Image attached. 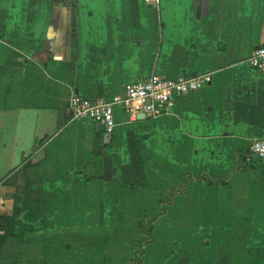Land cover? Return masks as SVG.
I'll return each mask as SVG.
<instances>
[{
	"label": "crops",
	"instance_id": "crops-1",
	"mask_svg": "<svg viewBox=\"0 0 264 264\" xmlns=\"http://www.w3.org/2000/svg\"><path fill=\"white\" fill-rule=\"evenodd\" d=\"M262 44L264 0H0V264H264ZM207 73L111 136L67 110Z\"/></svg>",
	"mask_w": 264,
	"mask_h": 264
},
{
	"label": "built area",
	"instance_id": "built-area-1",
	"mask_svg": "<svg viewBox=\"0 0 264 264\" xmlns=\"http://www.w3.org/2000/svg\"><path fill=\"white\" fill-rule=\"evenodd\" d=\"M146 1L149 3L154 0ZM248 63L255 72L264 74V44L254 49ZM212 80L211 73L184 74L175 79L153 74L127 84L123 95L110 100L73 94L67 110L72 119H90L102 123L105 134L111 136L117 127L116 107H120L132 120H137L141 114L146 118L161 117L170 114L180 98L200 91L210 85ZM243 161L246 164L264 162V135L251 142Z\"/></svg>",
	"mask_w": 264,
	"mask_h": 264
},
{
	"label": "trees",
	"instance_id": "trees-1",
	"mask_svg": "<svg viewBox=\"0 0 264 264\" xmlns=\"http://www.w3.org/2000/svg\"><path fill=\"white\" fill-rule=\"evenodd\" d=\"M17 214H18V211L14 210L12 216L7 217V220L4 223V225L2 227V231L0 233V246L3 244L5 238L10 235L11 227H12V224H13L15 218L17 217ZM148 220L149 219H145L144 221H148ZM150 222L153 223L152 220ZM144 227H145V225H144ZM148 228H149L148 233H151L153 230V226L151 225Z\"/></svg>",
	"mask_w": 264,
	"mask_h": 264
},
{
	"label": "rangeland",
	"instance_id": "rangeland-1",
	"mask_svg": "<svg viewBox=\"0 0 264 264\" xmlns=\"http://www.w3.org/2000/svg\"><path fill=\"white\" fill-rule=\"evenodd\" d=\"M151 220H148V221H144V224H143V226H142V232H143V234L144 235H146L147 237H149L148 238V244L149 243H151V241H152V239H151V233H148V230H149V228L148 227H150L151 225L154 227V222L153 223H151L150 222ZM144 225H145V227H144ZM147 244V243H146ZM136 259L139 261L140 260V258L137 256L136 257Z\"/></svg>",
	"mask_w": 264,
	"mask_h": 264
},
{
	"label": "water",
	"instance_id": "water-1",
	"mask_svg": "<svg viewBox=\"0 0 264 264\" xmlns=\"http://www.w3.org/2000/svg\"><path fill=\"white\" fill-rule=\"evenodd\" d=\"M145 118H146V117H145V115H143V114H141V115L138 116V119H145ZM101 128H102V123H98V124H97V129H98V131H100Z\"/></svg>",
	"mask_w": 264,
	"mask_h": 264
}]
</instances>
